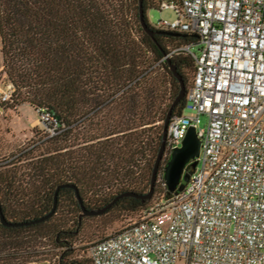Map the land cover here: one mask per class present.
<instances>
[{"label":"trees","instance_id":"trees-1","mask_svg":"<svg viewBox=\"0 0 264 264\" xmlns=\"http://www.w3.org/2000/svg\"><path fill=\"white\" fill-rule=\"evenodd\" d=\"M163 1L178 2L143 0L147 24L158 32L150 36L140 25L138 0H0V78L4 77L10 91L9 99L0 101V109L15 111L27 104L36 112H51L60 126L57 135L46 138L42 131L31 149L20 151L18 161L28 162L25 186L16 172L0 170V204L7 221L27 222L48 213L60 184L76 186L89 210L104 207L124 192L147 193L161 144V123L179 92L165 57L171 54V62L187 81L184 71L192 69L193 78L194 60L179 48L198 43L196 37L155 29L148 22L147 11L159 9ZM165 83L168 103L162 108ZM144 100H149L148 105L139 110L135 127L97 134L103 125L93 120L108 115L114 104L117 114L130 115L134 122ZM185 101L178 103L173 116L182 111ZM86 125L91 129L88 136H74ZM135 128L152 133L137 134L124 154L127 159L121 158L124 164L111 166L106 141ZM166 164L163 159L157 179ZM112 188L115 191L110 194L101 192ZM157 192L155 185L154 196ZM152 199L125 197L99 216L116 210L127 214L128 224L140 218ZM64 208L70 212L62 213ZM80 213L74 190L63 188L49 219L23 227L0 224V264H30L31 258L45 255L38 247L44 239L61 250L56 264H91L89 245L78 258L73 256L71 237L80 232L84 219L95 217L79 220ZM67 214L72 215V231L60 229Z\"/></svg>","mask_w":264,"mask_h":264},{"label":"built area","instance_id":"built-area-1","mask_svg":"<svg viewBox=\"0 0 264 264\" xmlns=\"http://www.w3.org/2000/svg\"><path fill=\"white\" fill-rule=\"evenodd\" d=\"M177 1L159 5L177 19L152 26L197 35L200 48H179L195 70L169 122L163 159L193 127L196 166L179 192L159 177L140 218L91 243L88 256L91 264H264V0ZM9 97L8 89L2 101ZM37 114L46 138L60 132L51 112Z\"/></svg>","mask_w":264,"mask_h":264},{"label":"rangeland","instance_id":"rangeland-1","mask_svg":"<svg viewBox=\"0 0 264 264\" xmlns=\"http://www.w3.org/2000/svg\"><path fill=\"white\" fill-rule=\"evenodd\" d=\"M147 20L150 24H156L159 20H163L166 22H173L177 19V15L172 8H164L162 10L159 9H150L146 13ZM199 46L193 45L192 46V53L198 54L199 53ZM1 50V49H0ZM2 58H1V51H0V68H1ZM185 77V86L187 89L188 82L192 78L193 70L184 71ZM187 82V84H186ZM166 83L164 84L165 90L161 93L162 95V108L164 105L168 103V86L166 87ZM9 89V85L4 80V77L0 78V101H2V95ZM188 90V89H187ZM149 100H144L141 106L138 107L137 112L134 113V122L132 121V117L130 115L121 114V112L117 114L115 111V106H113L108 110V115H102L97 120H93L94 122L100 121V124L103 125L101 130L97 134L106 135L109 133L110 130L116 131L117 129L123 128V130L130 129L135 127L139 123V116H140V109H143L148 105ZM141 102V101H140ZM121 106V105H119ZM17 108L15 111H3L0 109V166H6V168H0V170H12L13 172L17 173V180L20 184L24 185V182L27 181L26 174L28 170H26L25 165L28 163L24 159L23 161H18L20 158V151L24 149H31L33 144L38 141L42 136V130L40 129L38 121V115L36 114L35 110L31 108L27 104H22L18 107V113H16ZM184 115L189 116H196L194 112L185 110ZM10 117V119H9ZM104 117V118H103ZM34 121V122H32ZM32 122V124H31ZM207 123V117L202 115L200 117V128H205ZM100 125V126H101ZM163 126V122L161 123ZM95 127V126H94ZM80 127L79 130L74 132V136L81 137V135H89L91 129L89 126L86 125V128ZM96 128V127H95ZM107 128L109 130H107ZM141 131L143 132L145 137L151 135L152 131L148 130V128H135L134 130L124 132L120 135H113L108 138L106 141L109 149L107 154V163L113 166L116 163L124 164V161H121V158L127 159V155H124L127 150H129V146L131 141L135 138L137 134ZM93 132V131H92ZM11 133L16 135L18 138H10ZM28 134V135H27ZM15 136V137H16ZM78 143V142H77ZM107 147V148H108ZM124 155V157H123ZM117 161V162H116ZM146 162V159L144 160ZM25 186V185H24ZM116 188V187H115ZM115 188L108 189V190H101L102 193H112L115 191ZM99 192V194L101 193ZM89 202V200H87ZM65 212H70V209L64 208L62 210ZM60 215V214H59ZM72 215L67 214L66 217L63 219V223L60 226V229L74 230V225L71 222ZM65 217V216H64ZM127 214L118 213L116 210L102 216H95L89 217L83 220L82 227L80 232L77 234H72V242H73V256L77 257L82 255V249L88 247L91 243L104 239L118 231H120L126 224H127ZM69 220V221H68ZM56 223H58L56 221ZM40 253H44L45 255H39L38 257L31 258L30 264H56V260L60 255V248L54 246L52 241L48 240H40L39 241ZM86 257V256H84ZM39 259H43L40 261Z\"/></svg>","mask_w":264,"mask_h":264},{"label":"water","instance_id":"water-1","mask_svg":"<svg viewBox=\"0 0 264 264\" xmlns=\"http://www.w3.org/2000/svg\"><path fill=\"white\" fill-rule=\"evenodd\" d=\"M138 15H139L140 25L147 34H149L150 36H153L155 33H158V32L152 31L147 24V21L145 18L143 0H138ZM194 37L197 38V35H194ZM166 61L168 63L170 71L172 72L173 76L176 78L179 84V92L177 96L175 97V99L173 100L172 104L170 105L166 113V116L164 118V121H163L161 144H160V148L158 150V153H157V156H156L153 168H152L149 188L146 194H137L134 192H124L114 197L104 207L97 209V210H89L83 205V201L81 199V196L76 186L71 185V184H60L55 189L54 196H53V205H52L51 210L48 213L34 220H30L27 222L13 223V222L7 221V219L5 218L3 214L1 204H0V224L5 227H23V226L34 225V224H37V223H40V222H43L49 219L56 210L58 194H59V191L63 188H71L74 190L77 202L81 209L79 220L82 217L99 216L103 214L106 210H108L110 207H112L117 201L125 197H134V198L140 199L142 202L152 199L153 194H154L155 185H156L158 169L160 167L161 161L163 159L164 151H165V142H166V137H167L168 125H169L171 118L173 117V111L175 107L178 105V103L182 99L186 97V93H187L184 78L178 73L175 64L171 62L170 58H167ZM199 152H200V140L197 137L195 128L190 127L187 130V133L181 143V146L175 149L171 153L167 161V164L164 168V180L170 192H179L184 188L185 184L189 180V176L194 171V168L196 166V158L198 157ZM187 166L189 167L188 169H187Z\"/></svg>","mask_w":264,"mask_h":264},{"label":"crops","instance_id":"crops-1","mask_svg":"<svg viewBox=\"0 0 264 264\" xmlns=\"http://www.w3.org/2000/svg\"><path fill=\"white\" fill-rule=\"evenodd\" d=\"M36 112V111H35ZM16 113H18V107H17V111H16ZM36 114H37V112H36ZM38 115V114H37ZM38 118V117H37ZM9 119H10V117H9ZM32 122H34V121H32ZM32 122H31V124H32ZM37 123H38V121H37ZM28 135V134H27ZM16 135H14V137H13V134L11 133V135H10V138H18L17 136L15 137Z\"/></svg>","mask_w":264,"mask_h":264}]
</instances>
